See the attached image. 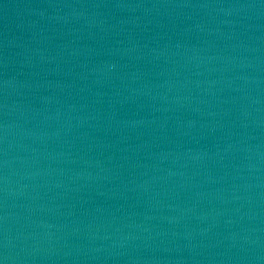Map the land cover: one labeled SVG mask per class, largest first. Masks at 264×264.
Instances as JSON below:
<instances>
[{"label": "water", "instance_id": "water-1", "mask_svg": "<svg viewBox=\"0 0 264 264\" xmlns=\"http://www.w3.org/2000/svg\"><path fill=\"white\" fill-rule=\"evenodd\" d=\"M3 264H264V0H0Z\"/></svg>", "mask_w": 264, "mask_h": 264}, {"label": "snow or ice", "instance_id": "snow-or-ice-1", "mask_svg": "<svg viewBox=\"0 0 264 264\" xmlns=\"http://www.w3.org/2000/svg\"><path fill=\"white\" fill-rule=\"evenodd\" d=\"M0 264H3V262H2V261H0Z\"/></svg>", "mask_w": 264, "mask_h": 264}]
</instances>
